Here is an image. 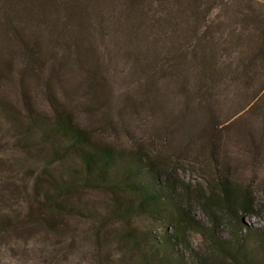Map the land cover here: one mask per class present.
<instances>
[{
    "label": "trees",
    "instance_id": "16d2710c",
    "mask_svg": "<svg viewBox=\"0 0 264 264\" xmlns=\"http://www.w3.org/2000/svg\"><path fill=\"white\" fill-rule=\"evenodd\" d=\"M69 76H78L69 80L74 86L82 78L79 89L85 88L90 96L88 110L104 108L103 126L112 109L122 112L119 116L124 114L127 123L147 104V115L133 120L135 131L122 125L130 136L128 147L97 142L93 133L73 120L68 105L57 95ZM253 81L260 85L250 90L252 97L236 115H257L264 131V4L256 0H0V89L11 84L27 110L23 115L0 95V118L14 132L27 134L21 140L27 152L32 150L29 136L35 132L39 134L35 141L52 147L48 164L35 177L26 215L0 211V239L25 235L34 229L30 226L34 222L36 228L65 232L62 217L75 209L67 203V194L77 189L104 190L121 196L111 211L119 215L117 219L149 215L156 222L140 235L132 227L103 234L124 241L121 245L137 252L141 264H214L192 246L177 219L183 226L203 229L212 250L225 253L232 264H259L246 234L234 231L226 239L218 235L223 221L214 207L236 220L238 228L243 216L264 214V204H258L247 187L238 188L225 176L204 198L202 212L208 227L203 226L177 196L170 157L163 155L175 131L180 132L182 147H188L192 136L187 133L199 127L202 116L203 126L215 135L210 149L220 148L217 129L245 120L241 116L234 120L233 115L219 123L216 91L222 85L228 91L232 83ZM116 82L128 89L123 90L118 108ZM160 82L182 94L181 112L170 126L161 121L164 115L167 119L164 104L169 99L161 100ZM34 83L43 86L50 115L33 109ZM251 129L244 127L246 133ZM71 153L81 172L68 178L54 175L50 167ZM11 187L6 189L13 193ZM102 219L100 226L108 223L106 217ZM244 226L264 254V231Z\"/></svg>",
    "mask_w": 264,
    "mask_h": 264
},
{
    "label": "rangeland",
    "instance_id": "374dc122",
    "mask_svg": "<svg viewBox=\"0 0 264 264\" xmlns=\"http://www.w3.org/2000/svg\"><path fill=\"white\" fill-rule=\"evenodd\" d=\"M264 4V0H256ZM78 76H69L67 81L57 95L68 105L73 120L86 130L94 134L97 142H104L117 147H128L130 136L126 133L122 125L126 124L127 129L134 130L133 120L138 122L147 114V104L139 109V113H132L130 120L116 109L111 110L108 124H104V108L98 110H88L90 96L82 85V78L76 83V87L69 80ZM74 81V80H73ZM76 82V81H75ZM119 87L116 90V105L123 104V90L126 92L127 86L116 82ZM162 101L165 103L167 119L165 115L161 121L165 125H171V119L178 117L182 109V94L180 91H173L172 85L160 82ZM258 81L246 83H232V88L226 91L222 85L217 92L216 116L218 122L226 121L228 117L236 115L239 110L246 106L252 95L250 90L259 86ZM58 83H56V87ZM40 83H34V107L33 109L40 114L50 115L49 100L43 96V89ZM76 88V89H75ZM70 96L67 97V93ZM0 95L8 97L14 107L26 115V109L15 94V89L11 84L0 89ZM171 100V101H170ZM220 101V103H219ZM137 104V103H134ZM128 112H131L129 110ZM245 113V112H244ZM236 115L245 121H238L234 124H224L217 129L219 136L218 144L220 148L210 149L212 139L211 131L205 128V118L200 117L199 127L192 128L187 136H192L188 147H182V139L175 131L173 139L169 143L164 156L170 157L169 168L173 169L176 183V194L180 200L187 205L190 215L208 227L207 220L202 212V204L211 187H215L220 179L225 176L228 181L238 187H247L253 198L258 204H264V131L261 127L260 119L255 114ZM173 114V115H172ZM160 119V118H159ZM160 127L158 123H155ZM252 126L251 133H246L244 127ZM135 131V130H134ZM176 133V134H175ZM184 136V133L181 132ZM137 136H140L137 134ZM28 148L32 154L26 151L22 139H27L25 132H14L10 124L4 118H0V211L6 215L25 216L28 206L34 198V182L36 175L48 164L51 156L52 147L42 141H35L34 137L39 138L38 132L32 133ZM185 137V136H184ZM20 142V145H19ZM180 148V152L178 149ZM185 148V150H184ZM167 152V153H166ZM171 153V154H170ZM29 154V155H28ZM46 158V160H45ZM167 168V167H166ZM53 174L67 178L81 172L80 165L73 153L67 154V159L55 163L52 167ZM80 175V173H79ZM10 185H12L10 192ZM9 188H8V187ZM8 188V189H6ZM123 195V194H122ZM119 193L112 194L104 190L77 189L67 194V203L75 206L74 211H69L62 218L63 223L67 224L65 232L52 233L43 227H35V222L30 226L34 229L24 235L16 233L9 237L0 239V264H141L138 253L126 249L124 241L113 240L111 236H104L106 231L122 230L127 227L134 229L135 235H140L147 230H151L152 224L156 222L149 215L132 218L131 220L117 219L118 214L111 213L114 210V203L120 200ZM217 199L215 200V202ZM114 205V206H113ZM35 210V208L33 209ZM215 212L223 221V227L218 230V235L222 238H229L235 235L234 231L246 234V238L251 244V248L256 253V260L259 264H264V254L257 241H252L251 234L245 232L244 225L251 229L264 231V214L255 217H245L240 219L237 228V221L228 218L218 207H214ZM79 212V213H78ZM107 220L102 226L101 220ZM177 222L187 234L189 242L200 253L207 255L214 264H232L228 256L214 252L210 247L209 240L203 229L183 226ZM154 226V225H153ZM237 228V230H236ZM101 235L103 238H101ZM260 248V249H259ZM51 255H55L51 258Z\"/></svg>",
    "mask_w": 264,
    "mask_h": 264
}]
</instances>
